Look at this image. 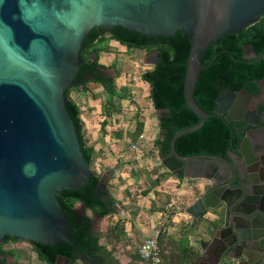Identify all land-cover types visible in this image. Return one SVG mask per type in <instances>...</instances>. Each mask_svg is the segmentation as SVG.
<instances>
[{
  "label": "water",
  "instance_id": "obj_1",
  "mask_svg": "<svg viewBox=\"0 0 264 264\" xmlns=\"http://www.w3.org/2000/svg\"><path fill=\"white\" fill-rule=\"evenodd\" d=\"M263 12L264 0H0V242L9 236L32 244L73 245L56 194L89 185L92 174L66 109L65 93L74 89L80 50L89 32L120 26L148 38L177 31L187 35L184 106L198 122L173 135L161 165L169 173L183 170L186 175L193 174L195 165H210V182L220 179V184L228 168L231 179L226 186L207 190L185 213L198 220L220 206L213 222L221 221L222 226L210 243L201 245L203 250L216 246L210 264L240 257L247 264H264V136L254 137L264 128V112L250 110L252 96L244 90L222 91L212 114L193 96L200 71L214 60L201 67L207 48L254 25ZM108 38L103 35L94 46ZM247 49L253 54L251 47ZM157 62L154 58L152 66ZM158 112L160 116L163 111ZM207 117L223 120L232 135V122L246 126L229 159L176 152V140L198 130ZM112 173L99 176L98 191H107ZM76 263L118 264L105 249L95 256L81 253L73 263L63 256L55 261Z\"/></svg>",
  "mask_w": 264,
  "mask_h": 264
},
{
  "label": "crops",
  "instance_id": "obj_2",
  "mask_svg": "<svg viewBox=\"0 0 264 264\" xmlns=\"http://www.w3.org/2000/svg\"><path fill=\"white\" fill-rule=\"evenodd\" d=\"M93 49L97 64L113 78L114 95H108L101 84L89 82L83 88H74L68 97L79 110L83 143L93 150L91 172L97 176L104 171L113 172L107 182V191L116 210L102 217L98 225L92 220V231L98 238L100 249L109 252L118 264H147L140 262L135 245L145 238L156 237L163 264H210V256L206 252L211 247L203 250L201 245L210 243L213 232L221 228L222 222H213L214 213L209 211H205L198 220L185 213V209L207 191L209 182L205 177L186 175L181 171L169 173L161 165L157 148L159 113L149 98L148 83L141 80L142 73L153 66L136 74L137 62L131 53L136 49H129L111 38ZM154 58L149 57L147 61L139 59L138 63L147 65L148 60L153 62ZM128 81H133L132 88L127 85ZM257 86L260 94L252 97L251 101L261 108L255 113L261 114L264 112V79ZM130 90L134 99H139L140 91H143V98L148 97L147 109L140 113L130 108ZM261 119L264 120V114ZM256 136H264V128L258 135L254 134ZM152 147L155 148L151 157L154 158L156 171L144 174L140 169L143 164L141 159ZM125 170L138 171L141 175L138 178L143 179L130 186L127 183L130 177L124 174ZM120 179L126 181L116 184ZM132 189L136 190L135 194H130ZM134 195L136 198L142 196V204L132 202ZM134 212L137 213L135 220L132 219ZM196 240L199 250L193 243ZM27 244L17 239L5 241L1 245L3 251L15 250L18 253L10 256L3 254L1 257H5L8 264H34L20 254L28 252ZM219 264H247V260L244 257L238 260L223 258Z\"/></svg>",
  "mask_w": 264,
  "mask_h": 264
},
{
  "label": "trees",
  "instance_id": "obj_3",
  "mask_svg": "<svg viewBox=\"0 0 264 264\" xmlns=\"http://www.w3.org/2000/svg\"><path fill=\"white\" fill-rule=\"evenodd\" d=\"M103 34V30L94 28L85 37L79 54L80 66L71 89L83 88L87 83L95 82L101 84L108 95H114L113 78L104 74V68L97 64V56L94 58L84 56L89 50H94V44ZM109 35L129 49L156 51L157 64L151 70L142 73L141 80L149 85V98L153 108L163 111L158 117L157 140L159 157L162 159L169 153V143L173 135L198 122L197 116L184 106V63L190 48L187 35L177 31L173 36L148 38L137 32L124 30L120 26L110 29ZM247 47L252 48L253 57H250ZM213 58V62L200 71L193 93L196 103L204 112L214 113L217 108L216 98L224 90H244L252 97L258 95L260 90L255 82L264 79V12L254 25L236 34L226 35L209 46L201 57V67H205ZM99 70L102 73L98 77L85 78L86 74ZM68 93L69 90L65 93L66 109L74 124L84 158L91 165L93 150L86 148L83 143L79 110L69 99ZM230 125L234 130L233 135L230 127L223 120L207 117L198 130L176 140L175 150L181 156L204 154L227 158L228 151L236 147L240 141V134L235 132L236 123ZM91 174L89 185L56 194L68 220L69 237L73 245L64 242L31 243L38 258L47 264H55L57 256L68 258L73 263L81 253L93 255L100 250L98 238L91 230L92 218L79 214L71 205V202H79L90 210L101 211V217L111 213L114 203L112 198L108 195V191L102 192L96 189L99 176L93 172ZM103 197L106 199L103 200ZM10 239L12 238L5 236L0 242V264H8L5 257H1L3 254L6 255L1 245Z\"/></svg>",
  "mask_w": 264,
  "mask_h": 264
},
{
  "label": "rangeland",
  "instance_id": "obj_4",
  "mask_svg": "<svg viewBox=\"0 0 264 264\" xmlns=\"http://www.w3.org/2000/svg\"><path fill=\"white\" fill-rule=\"evenodd\" d=\"M131 53H132V56H133L134 60H136V62H137V73L136 74H138V73H141V72L147 70L152 65L150 60H148V64L147 65L146 64L143 65L141 63H138V60L142 59L143 61H147V59H149V57H155L156 51L153 50V49L152 50H139V49H136V50L132 51ZM84 56L85 57H89L90 56V58H94L95 57L94 50H92V49L89 50L87 53H85ZM131 60H132V58H130V61ZM136 77H137V75H136ZM132 84H133V81H131V82L128 81V83H127V85H129V87H131V88H132ZM128 92H129V94H128V96H129V106H130L131 109H133V110L137 109L140 113L143 110L147 109V106H148L147 102L148 101L146 100V98L148 99V97L143 98V94H144L143 91H140V96L141 97L139 99H137V98L134 99V97L132 96L133 94L131 93V90L128 91ZM154 149H155L154 147L147 149L146 150L147 151L146 154L144 155L143 159H141L143 164H142L140 169L144 171V174H151L152 172L156 171L155 161H153L154 158L151 157L152 156L151 155L152 151H154ZM147 159H148V162H146ZM123 172H124L125 175H127V174L129 175V176H127V177H130L129 179H127L128 180L127 183L130 186H133L134 184H136L138 179L139 180L143 179V177H142V179L138 178L139 176H141V175H139L138 171H134L133 170V172H130L128 170H125ZM131 174H133V176ZM122 177H126V176H122ZM121 179H124V178H121ZM121 179L118 180L115 183L116 184H122L123 181H126V180H121ZM150 184H152V183H150ZM135 193H136V190H133V189L130 192V194H135ZM131 199H132V202H134L135 205L138 204V201H139L140 204H142V202L144 200L142 198V196L136 198L135 195ZM71 205L74 208L78 209L80 212H82L84 214H88L92 218V220L97 222V225H98V221H100L101 218H102L101 217L102 216V212L101 211L90 210L86 205L81 204L79 202H71ZM115 210H116V208H113V209H111V212H114ZM152 210H153V205H152L151 211ZM136 217H137V213L134 212V215H133L132 219L135 220V219H137ZM27 243H28L27 244L28 245V252L20 253L21 255H24V259L26 258V259H28V262H32L34 264H45L43 262V260H41V259L39 260V258L37 257V253L34 250L32 244L29 243V242H27ZM193 243H195V248L197 250H199L198 240H196ZM2 245H4V243ZM4 253L6 255L10 256V255H16L18 252L15 251V250H6L5 249ZM76 264H79V263H76Z\"/></svg>",
  "mask_w": 264,
  "mask_h": 264
},
{
  "label": "flooded vegetation",
  "instance_id": "obj_5",
  "mask_svg": "<svg viewBox=\"0 0 264 264\" xmlns=\"http://www.w3.org/2000/svg\"><path fill=\"white\" fill-rule=\"evenodd\" d=\"M101 30V29H100ZM104 31V30H103ZM110 31V30H109ZM109 31H104V34L103 35H105V34H109ZM247 51L250 53V57H253V54H252V52L251 51H249L248 49H247ZM102 73V71L101 70H99V71H95V72H93L92 74H86L85 75V78L86 79H88V78H92V77H94V78H96V77H98L99 76V74H101ZM104 74H106L107 76H109V74L107 73V72H105L104 71ZM220 94V93H219ZM260 94V93H259ZM258 94V95H259ZM258 95H256V96H258ZM250 110L251 111H257V110H260L257 106H255L254 104H253V102L251 101L250 102ZM232 123H236V127H235V132L236 133H238V134H240V139H241V135L246 131L245 129H246V126L242 123V122H232ZM233 132H234V130H233ZM231 153V151L229 150L228 151V155H227V158H224V159H229V154ZM211 156H216V155H211ZM217 157H220V156H217ZM231 161L232 162H236V160L235 159H231ZM183 172V170H181V173ZM191 172L193 173V174H196V175H201V176H203V177H205L206 179H207V181L209 182V186H207L206 188H207V190H209V189H211V190H213V189H217V188H220V186H222V185H224V186H226V184H227V182L231 179V174H230V171H229V169L227 168V170H226V176H225V179H224V181L220 184V179H217L215 182H210V178L212 177V175H211V172H213V170H212V168H211V166L210 165H208L207 167H205V166H203L202 164H198L196 167H194L193 169H191ZM207 211H209V212H211V213H214V216L216 217V216H219L220 215V206H219V208L217 209V210H215V211H212V210H207ZM216 232L214 231L213 232V234H212V236H211V239L213 238V235L215 234ZM215 250H216V246H213V247H211V249H210V251H207L206 252V254L207 255H209L210 257H208L209 258V260H210V262L213 260V256H214V254H215ZM91 256H95V254H93V255H91ZM209 262V263H210Z\"/></svg>",
  "mask_w": 264,
  "mask_h": 264
},
{
  "label": "built area",
  "instance_id": "obj_6",
  "mask_svg": "<svg viewBox=\"0 0 264 264\" xmlns=\"http://www.w3.org/2000/svg\"><path fill=\"white\" fill-rule=\"evenodd\" d=\"M142 139V136H139ZM136 253L140 262L147 264H163L161 249L156 237H148L136 243Z\"/></svg>",
  "mask_w": 264,
  "mask_h": 264
}]
</instances>
